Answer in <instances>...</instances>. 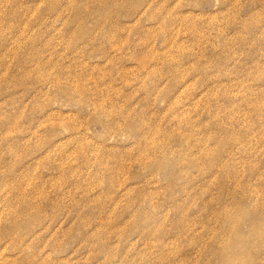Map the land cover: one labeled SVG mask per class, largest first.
Segmentation results:
<instances>
[{"label":"rangeland","instance_id":"1","mask_svg":"<svg viewBox=\"0 0 264 264\" xmlns=\"http://www.w3.org/2000/svg\"><path fill=\"white\" fill-rule=\"evenodd\" d=\"M166 11L195 24L162 27ZM257 195L264 0H0V247L101 219L128 242L138 229L118 225L151 214L176 264H215L214 248L243 246L231 220L249 231Z\"/></svg>","mask_w":264,"mask_h":264},{"label":"bare ground","instance_id":"2","mask_svg":"<svg viewBox=\"0 0 264 264\" xmlns=\"http://www.w3.org/2000/svg\"><path fill=\"white\" fill-rule=\"evenodd\" d=\"M168 13L170 14L169 11H166V15L161 14V17L158 20L162 27L168 26L169 23H173L176 20H180L181 22L178 21L180 24L183 21V23L186 22L185 25H191L188 24L191 20L183 13H181V15L170 14L167 16ZM151 18L155 20V14H152ZM194 21L191 22L195 24ZM15 56H18L20 61L26 62V58L21 56L18 51H15ZM144 60L145 61H142L139 66H136V68L139 70L146 68L148 65L146 62L147 59L145 58ZM149 69L150 72L156 75L161 74V70H158L156 66H151ZM97 80L98 79L95 80V83L92 86L94 92L99 90L96 85ZM77 86L82 92H86L88 89V87L80 85V83H78ZM125 100H128V98ZM112 102L114 103L115 101L112 100ZM99 105L101 106L100 103ZM127 118L131 120L134 119L129 115ZM143 122H147L145 121V117L143 118ZM16 126L19 128V125ZM8 132L6 133L7 136L10 135ZM11 138L14 139V141L19 140L18 136H12ZM194 162L199 163L198 160H195ZM154 165L155 163L151 162V166ZM233 196L238 198L236 203H238L239 206H243L240 204L243 202V199L241 200L242 196L237 195L236 193L233 194ZM263 200L264 195H261L260 197L257 195L258 202L256 203L255 208L259 210L257 211L258 215L251 212L254 216H250L249 218V231L246 233H242L237 226L240 217L231 220L233 224L231 226H233V228L232 235L229 236V239L232 240L233 237L239 238L242 241L243 246L237 253L232 250V245L228 243H225L221 249L218 247L214 248L213 255L216 259L215 264H255L254 260L257 261L259 252L253 247L258 246V248H261L264 245ZM28 208L29 205H26V211ZM240 209L246 213L244 210L245 208H239L238 210L240 211ZM23 210L25 211V209ZM23 210H20V212L22 213ZM143 210L140 211V214L143 213ZM144 212L147 213L146 211ZM137 215L138 214H136V216ZM107 221L110 224L113 223L110 218L107 219ZM150 221H154V217L151 214H144V219L142 220V222L146 223L144 226L143 224H140L141 220H138L137 224H134V220H132V223L130 221H123L118 225L120 229L131 225L138 229L137 235L141 239L140 241L145 242L141 246H139L136 241L139 240V238L127 242V237L125 239L119 233L109 234L104 232L105 230L103 228H105L106 224L105 219H101L100 223L97 225L101 228H98L96 232L85 231L81 235H74L75 232L72 234L71 229H65L61 225L52 227L50 230L46 227V230L44 231H38L31 228L27 232L21 234L18 240L14 242L12 252L7 251V246L0 247V264H160L158 260L162 261L163 259L168 261L167 264H176L175 257H170L171 241H164L166 237V229H159L158 227L160 225L157 226L158 224L155 225L157 227L149 228L150 226L148 227L147 225ZM133 233L129 234L131 235ZM67 241H72V244L66 246V243L68 244ZM157 246H161L160 249ZM163 248H165L167 252H163ZM150 249H156V256L147 252Z\"/></svg>","mask_w":264,"mask_h":264}]
</instances>
